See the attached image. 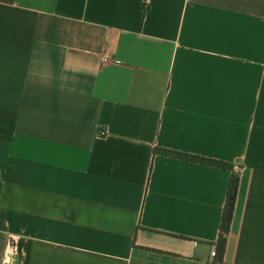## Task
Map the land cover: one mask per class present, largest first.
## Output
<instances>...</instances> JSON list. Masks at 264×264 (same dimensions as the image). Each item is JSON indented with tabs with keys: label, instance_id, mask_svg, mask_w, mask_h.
<instances>
[{
	"label": "crops",
	"instance_id": "obj_1",
	"mask_svg": "<svg viewBox=\"0 0 264 264\" xmlns=\"http://www.w3.org/2000/svg\"><path fill=\"white\" fill-rule=\"evenodd\" d=\"M157 148L233 167L264 264V0H0V264H213L232 172Z\"/></svg>",
	"mask_w": 264,
	"mask_h": 264
},
{
	"label": "trees",
	"instance_id": "obj_2",
	"mask_svg": "<svg viewBox=\"0 0 264 264\" xmlns=\"http://www.w3.org/2000/svg\"><path fill=\"white\" fill-rule=\"evenodd\" d=\"M154 153L155 155H162L168 158L183 160L187 162H192V163H196V164H200V165H204L208 167H213L217 169H223V170L232 172L231 180H230L228 191H227L225 212H224V217L222 220L221 232H220L218 242L216 245L217 254H218L216 261L222 264V260L226 252L228 235L230 233L232 221L234 218V212H235L238 191H239V186H240L239 175L233 171V167L230 164L224 163L218 160L207 159V158L198 157V156H192V155H188V154H184L180 152H174V151L161 149V148L155 149Z\"/></svg>",
	"mask_w": 264,
	"mask_h": 264
},
{
	"label": "built area",
	"instance_id": "obj_3",
	"mask_svg": "<svg viewBox=\"0 0 264 264\" xmlns=\"http://www.w3.org/2000/svg\"><path fill=\"white\" fill-rule=\"evenodd\" d=\"M110 40L113 42L115 41L114 43H118L119 42V34L116 35L115 31L110 30ZM109 60H110V54H109V49H108V50H106L105 56L102 58V61L104 63H107ZM100 135L106 136L107 133L106 132H100ZM217 257H218L217 248L214 247L210 252V258H211L213 264H220L216 261Z\"/></svg>",
	"mask_w": 264,
	"mask_h": 264
}]
</instances>
